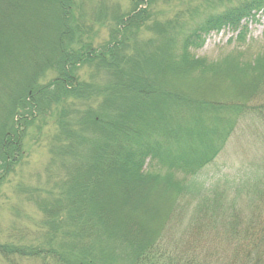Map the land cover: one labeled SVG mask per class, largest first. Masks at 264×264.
Here are the masks:
<instances>
[{
	"label": "rangeland",
	"instance_id": "obj_1",
	"mask_svg": "<svg viewBox=\"0 0 264 264\" xmlns=\"http://www.w3.org/2000/svg\"><path fill=\"white\" fill-rule=\"evenodd\" d=\"M143 1L147 3L148 0ZM238 1L229 0L228 5L233 6ZM6 2L24 14L20 19L7 14L0 17V46L8 42L14 48L3 52L0 64L8 70L7 60L14 59L28 67V60L39 50L44 51L36 43V37H50V34L34 24L33 19H39L34 11L36 0ZM135 2L137 0H84V26L92 30L83 28L82 42H90L100 49L110 41V32L116 26L111 17L129 13ZM141 4L137 11L146 8L145 27L123 35L127 47L125 55L135 61L139 52H153L165 43L167 47L171 43V52L178 56L183 38L195 25L228 7L216 0H151L146 6ZM97 9L105 14L100 22L104 24L92 21ZM13 10L16 8L11 6L10 11ZM45 24L49 26L51 22ZM154 24L163 27L164 33L152 30ZM241 26L246 31L225 27L208 34L203 46L193 53L195 59L215 63L232 55L253 63L264 54V12L260 11L254 20H243ZM23 37L27 42H22ZM80 45L79 38V43L72 48ZM22 52L25 53L23 60ZM73 76L75 87L68 93L56 94L40 105L34 117L14 118L9 130L14 138L17 135L16 143L6 149L0 146V245L19 253L8 259L0 256V264H126L123 260L131 259L130 254L120 248L118 256L111 258L112 262L101 263L89 259L73 261L70 256L77 257L76 254L61 252V246L71 243L64 238L66 227L59 222L66 219L73 205H79L71 190L73 177L67 172L73 162L82 166L89 165L90 159H97L94 166H100L105 161L106 140L102 139L113 127L101 123L104 117L111 119L110 124L122 125L132 118L163 122L170 121L176 114L181 117L197 111L190 97L193 84L201 77L198 71L183 79L175 77V82L170 83L144 80L130 67L111 69L93 60L78 65ZM56 77L55 71L46 70L37 79L36 86L43 87ZM13 80L17 79H8L3 85L9 87ZM181 86L186 87L179 90ZM150 99L164 101L160 107L163 114L162 111L159 114L151 112L143 117L141 106ZM217 99L218 105L228 103V100ZM128 103L127 107H133L135 112L125 115ZM240 109L235 129L222 149L187 179L177 195L152 189L151 184H123L111 180L105 184L106 190L101 194L105 197L106 208L119 213L125 220L143 216L142 222L146 224L161 210L167 213V222L161 224L154 244L141 252L142 256L134 264H264V95ZM21 113L18 112V117ZM120 113H123L122 119L115 118ZM93 154L97 155L96 159ZM236 165L246 177L239 184H221L211 194L200 191L199 195H193L195 183L202 184L205 177ZM74 180L93 186L105 183H91L77 177ZM77 189H80L79 184ZM81 193L85 197V191ZM41 205L55 213L51 215L54 220L46 217ZM57 217L61 219L56 221ZM87 244L88 239L82 237L76 250L85 249ZM107 244L110 243L107 241ZM30 251L37 253L26 257ZM50 252L56 255L57 263Z\"/></svg>",
	"mask_w": 264,
	"mask_h": 264
},
{
	"label": "trees",
	"instance_id": "obj_2",
	"mask_svg": "<svg viewBox=\"0 0 264 264\" xmlns=\"http://www.w3.org/2000/svg\"><path fill=\"white\" fill-rule=\"evenodd\" d=\"M6 1L0 0V17L7 14L13 19H20L24 13L21 10L17 11V7L11 3L7 4ZM150 1L144 3L143 0H137L129 13L122 16L114 14L111 19L116 26L110 32V41L96 49L90 42L81 40L84 30H92L84 26L86 22L83 21L82 11L84 0H36L34 11L39 19L34 18V24L50 34V37H36V43L44 51L39 50L35 57L29 59L26 64L28 67L14 59L7 60L8 70L0 64V146L5 149L14 147L17 140V135L14 138L13 133H10L9 123L15 121L14 118L34 117L33 113L40 105L50 101L56 94H66L73 89L75 87L73 73L83 62L97 60L104 67L111 69L130 67L141 79L170 83L175 82V77L183 79L193 71L201 74L193 84L192 96L187 94L191 96L193 105L197 108L194 114H184L181 117L176 114L170 121L163 122L132 118L122 125L110 124V118L101 119L102 124L113 127L108 131L109 135L102 139L106 140L104 143L106 159L100 166H94L97 161L96 153L92 155L96 160L90 159L89 165L81 166L73 162L71 170L67 172L68 176L73 177L71 190L77 196L76 201L81 198L84 204L73 205L76 210L73 208L69 210L66 219L56 218V221L61 219L59 223L66 227V235L63 236L71 243L70 246L66 244L64 247L61 246V252L67 255L76 254L77 257L70 256L73 261L85 259L100 263L109 261L113 256H118L120 248L129 252L131 258L128 261L123 260V263L134 264L137 258L142 256L141 252L154 244L161 224L167 222L165 221L167 213L161 210V213L155 214L146 224L142 222L143 216L125 220L119 213L106 208L105 197L101 194L106 190L105 184L110 180L123 184L125 182L151 184L152 189L177 195L184 188L187 179L208 164L222 149L235 129L240 107L264 95V54L251 64L232 55L215 63H206L204 60L195 59L193 55L213 31L225 27L233 31L239 29L246 31L242 29L241 22L254 20L260 11L264 12V0H239L233 6L228 5L229 0H216L218 4L226 3L228 7L195 25L183 38L178 56L171 52V43L168 47L165 43L162 48L153 52H139L135 61L125 55L127 47L123 35L138 31L145 25L146 8L138 11L137 9L140 3L146 6ZM11 6L16 10L11 12ZM104 15L102 9H97L92 21L97 24L103 22ZM78 16L80 17L77 19ZM45 22L51 24L43 25ZM5 27L10 28L7 25ZM151 28L164 33V28L160 25L154 24ZM79 38L81 45L72 48L79 43ZM22 42H27L26 37H23ZM9 44L7 42L0 46V56H4V51L14 49ZM22 53L23 60L25 53ZM46 70L55 71L57 77L43 87L36 86L37 79ZM11 78L17 80H13L11 86L5 87L3 83ZM185 87L181 86L178 89ZM217 98L228 100V103L218 105L215 103ZM152 100L141 106L143 108L141 111H144L141 112L143 117L151 112L161 113L160 107L164 101ZM129 105L130 103L126 107ZM126 109L125 115L135 112L133 107ZM19 111L24 113H21L20 117ZM122 114L115 118L122 119ZM74 177L83 178L91 183H105L95 186L81 184L77 183ZM75 184L80 185L79 190ZM201 185L199 182L195 183L192 188L193 195H199L202 191ZM84 191L85 197L81 193ZM69 204L71 205V202ZM40 207L48 219L54 220L51 217L52 214L55 215L53 211L48 212L50 210L44 205ZM82 237L88 239L89 244L85 249L76 250V245ZM107 241L110 244H107ZM111 245L112 248L109 247ZM89 250L90 252L86 254ZM92 250H96L95 253ZM36 253L37 251H30L26 257ZM17 254H19L17 250L0 245V256L8 259ZM51 254L57 263L56 255ZM262 254L264 260V250Z\"/></svg>",
	"mask_w": 264,
	"mask_h": 264
},
{
	"label": "clouds",
	"instance_id": "obj_3",
	"mask_svg": "<svg viewBox=\"0 0 264 264\" xmlns=\"http://www.w3.org/2000/svg\"><path fill=\"white\" fill-rule=\"evenodd\" d=\"M239 165L235 167H224L218 173L211 177H205L200 189L208 194H211L217 186L226 184L228 186H235L239 184L246 177L238 171Z\"/></svg>",
	"mask_w": 264,
	"mask_h": 264
},
{
	"label": "bare ground",
	"instance_id": "obj_4",
	"mask_svg": "<svg viewBox=\"0 0 264 264\" xmlns=\"http://www.w3.org/2000/svg\"><path fill=\"white\" fill-rule=\"evenodd\" d=\"M77 185L78 184H75L76 187H77ZM78 203L81 204V205H83L84 204V201L80 198V199H78Z\"/></svg>",
	"mask_w": 264,
	"mask_h": 264
}]
</instances>
